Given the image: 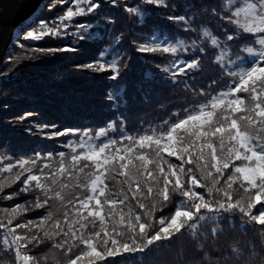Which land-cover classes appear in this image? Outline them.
<instances>
[{
  "label": "snow or ice",
  "instance_id": "1",
  "mask_svg": "<svg viewBox=\"0 0 264 264\" xmlns=\"http://www.w3.org/2000/svg\"><path fill=\"white\" fill-rule=\"evenodd\" d=\"M43 7L59 11L17 33L18 47L47 55L95 44L98 56L76 68L104 73L116 87L104 94L111 115L103 125L36 123L34 111L14 118H31L25 132L58 147L0 155V200L13 202L0 207V250L12 264H264V0ZM105 9L134 23L131 39L122 29L112 34L113 16L102 17V29L91 22ZM46 37L73 43L31 47ZM125 44L161 61L134 92L117 83L130 70ZM15 60L8 56L0 77ZM206 60L217 75L197 86ZM161 88H180V107L129 129L134 96L148 101Z\"/></svg>",
  "mask_w": 264,
  "mask_h": 264
},
{
  "label": "trees",
  "instance_id": "2",
  "mask_svg": "<svg viewBox=\"0 0 264 264\" xmlns=\"http://www.w3.org/2000/svg\"><path fill=\"white\" fill-rule=\"evenodd\" d=\"M48 2L50 0L46 3ZM57 11L59 8L51 12L44 7L41 8L37 17L19 32L28 29L29 25L35 26L38 18L54 16ZM106 14L116 19V25L110 29L113 35L118 29H122L126 35H129V39L132 38L130 32L135 25L127 21L118 9H105L91 22L98 24L102 29L105 23L102 17ZM20 42L28 46V42L23 41L22 35ZM72 43L71 37L62 39L46 37L40 42H33L31 47H63ZM97 47L95 44H87L78 52L45 55L33 54L31 51L25 52L18 47V44L14 45L10 55L16 57L14 61L16 68L9 75L0 77V155L11 153L17 157L28 156L34 149L50 150L58 147V144L43 139L39 134L25 132L24 129L32 124L31 118L22 124L15 122V117L27 111L40 113L35 120L36 123L55 121L61 126L70 127L104 124L111 115L104 103V94L109 87H116V84L108 80L104 73H93L76 68L77 64L89 62L93 57L98 56ZM123 50L131 57L130 70L117 83L120 87H127L134 92V85L142 74L149 69L154 70L155 64L161 61L154 60V54L134 53L127 44L124 45ZM6 62L7 60L1 69L5 68ZM164 62L167 63V60ZM216 75V69L206 60L203 74L197 77V86L206 84ZM184 95L186 94L181 92L180 88L158 89L151 93L148 101H144L139 94H136L126 113L129 129L138 128L142 119L153 121L169 116L171 110L180 107L179 97ZM161 104L165 107H161ZM64 139V137L59 138L60 141ZM12 203V201L0 200V207ZM225 231L238 236L245 243L251 238V232L248 234H241L239 231L230 232L227 226ZM175 255L170 253L168 258L172 259ZM0 264H12V257L3 250H0Z\"/></svg>",
  "mask_w": 264,
  "mask_h": 264
},
{
  "label": "water",
  "instance_id": "3",
  "mask_svg": "<svg viewBox=\"0 0 264 264\" xmlns=\"http://www.w3.org/2000/svg\"><path fill=\"white\" fill-rule=\"evenodd\" d=\"M47 0H0V69L16 33Z\"/></svg>",
  "mask_w": 264,
  "mask_h": 264
},
{
  "label": "rangeland",
  "instance_id": "4",
  "mask_svg": "<svg viewBox=\"0 0 264 264\" xmlns=\"http://www.w3.org/2000/svg\"><path fill=\"white\" fill-rule=\"evenodd\" d=\"M47 1H48V0H47ZM47 1H46V2H47ZM36 17H37V16H36ZM36 17H35V18H36ZM32 20H33V19H30L29 22L26 23V25L29 24ZM23 27H24V26H23ZM23 27H22V28H23ZM19 31H20V29L18 30L17 33H19ZM17 33L15 34V35H16V39L13 40V42L11 43V46H12V47H11V49L8 51L6 57H5L4 61H3V64H4V62L7 60L8 56L10 55V52H11L12 48L14 47V45H17ZM3 64H2V65H3ZM1 68H2V66H1Z\"/></svg>",
  "mask_w": 264,
  "mask_h": 264
},
{
  "label": "bare ground",
  "instance_id": "5",
  "mask_svg": "<svg viewBox=\"0 0 264 264\" xmlns=\"http://www.w3.org/2000/svg\"><path fill=\"white\" fill-rule=\"evenodd\" d=\"M45 3H46V2H45ZM45 3H44V4H45ZM44 4H43V5H44ZM43 5H42V4L40 5L38 12L35 14V16H34V17H32V19H35V17L38 15V13H39L40 9H41V8H43Z\"/></svg>",
  "mask_w": 264,
  "mask_h": 264
}]
</instances>
